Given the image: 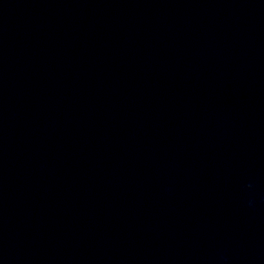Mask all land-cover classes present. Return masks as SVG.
<instances>
[{"label": "clouds", "instance_id": "clouds-1", "mask_svg": "<svg viewBox=\"0 0 264 264\" xmlns=\"http://www.w3.org/2000/svg\"><path fill=\"white\" fill-rule=\"evenodd\" d=\"M246 187H247L248 189H251V188H252V185H251V184H248V185H246ZM251 206H252V202L249 201V207H251Z\"/></svg>", "mask_w": 264, "mask_h": 264}]
</instances>
